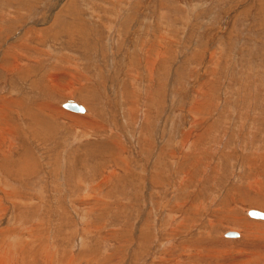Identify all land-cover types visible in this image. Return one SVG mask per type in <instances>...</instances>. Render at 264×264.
Returning <instances> with one entry per match:
<instances>
[{"label":"rangeland","instance_id":"rangeland-1","mask_svg":"<svg viewBox=\"0 0 264 264\" xmlns=\"http://www.w3.org/2000/svg\"><path fill=\"white\" fill-rule=\"evenodd\" d=\"M0 105L14 264H264V0H0Z\"/></svg>","mask_w":264,"mask_h":264},{"label":"bare ground","instance_id":"bare-ground-1","mask_svg":"<svg viewBox=\"0 0 264 264\" xmlns=\"http://www.w3.org/2000/svg\"><path fill=\"white\" fill-rule=\"evenodd\" d=\"M143 52V51H142ZM5 62H6V60L7 59H3ZM11 62V61H10ZM4 63V62H3ZM11 64V63H10ZM9 64V66L7 67V68H5V66L4 65H2V63H1V66H3V68H5V69H9L10 67H11V65H12V67H13V64L14 63H12L11 65ZM80 104V103H79ZM1 107H2V105H0ZM84 107V112L85 111H87L88 112V110L86 109L87 107H85V106H83ZM42 117H40V121H43V119H41ZM33 120H34V122L36 121V122H38L39 121V119L36 117V116H33ZM11 146V145H10ZM6 188V187H5ZM90 188V187H89ZM86 193V192H85ZM88 193H90L89 191H88ZM91 194V193H90ZM88 195V194H87ZM86 196V195H85ZM90 196V195H89ZM258 210V209H257ZM261 211V210H260ZM247 212V211H246ZM247 214V213H246ZM253 218V217H252ZM176 219V218H175ZM256 219H258V218H256ZM259 220V219H258ZM262 220H264V219H262ZM2 223H0V225H1ZM3 225V224H2ZM80 226V225H79ZM3 229V228H2ZM231 232H234V233H239V232H237V231H234V230H231L230 231V233ZM8 235V234H7ZM6 235V236H7ZM225 235V234H224ZM3 236H5V235H3ZM2 236V237H3ZM10 236V235H9ZM235 236H237V235H235ZM234 236V237H235ZM238 236H240V234L238 235ZM11 237V236H10ZM16 237V235L15 236H12V239H13V241H15V238ZM18 237V236H17ZM19 239V238H18ZM29 239V238H28ZM4 242V241H3ZM5 243V242H4ZM25 244V243H24ZM7 245V246H6ZM13 245V244H12ZM2 247V246H1ZM4 249H2L3 251L0 253V264H14V262H16V260H17V255H16V251L15 252H12V246H11V243L10 242H7L6 244H4ZM24 247V246H23ZM15 249V248H14ZM13 249V250H14ZM23 249V248H22ZM19 253V252H18ZM20 262V261H19ZM21 263V262H20ZM25 263V262H24ZM18 264V263H17Z\"/></svg>","mask_w":264,"mask_h":264},{"label":"water","instance_id":"water-1","mask_svg":"<svg viewBox=\"0 0 264 264\" xmlns=\"http://www.w3.org/2000/svg\"><path fill=\"white\" fill-rule=\"evenodd\" d=\"M62 107L66 108V109H69L71 111H75V112H81L83 113L84 112V107L79 104L76 100H67L66 102H64L62 104ZM247 215L250 216V217H253V218H258V219H264V211H260V210H257V209H248L247 210ZM226 236H235V235H239V233H234V232H227L225 234Z\"/></svg>","mask_w":264,"mask_h":264},{"label":"built area","instance_id":"built-area-1","mask_svg":"<svg viewBox=\"0 0 264 264\" xmlns=\"http://www.w3.org/2000/svg\"><path fill=\"white\" fill-rule=\"evenodd\" d=\"M227 232H230V231H227ZM227 232H225V234H226ZM225 236H226V235H225ZM227 238H228V236H227Z\"/></svg>","mask_w":264,"mask_h":264},{"label":"crops","instance_id":"crops-1","mask_svg":"<svg viewBox=\"0 0 264 264\" xmlns=\"http://www.w3.org/2000/svg\"><path fill=\"white\" fill-rule=\"evenodd\" d=\"M74 113V112H73Z\"/></svg>","mask_w":264,"mask_h":264}]
</instances>
